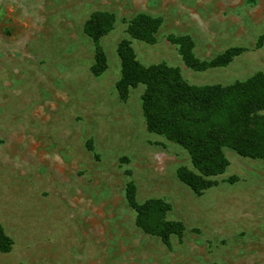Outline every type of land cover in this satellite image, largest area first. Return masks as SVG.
Masks as SVG:
<instances>
[{
	"label": "rangeland",
	"instance_id": "obj_1",
	"mask_svg": "<svg viewBox=\"0 0 264 264\" xmlns=\"http://www.w3.org/2000/svg\"><path fill=\"white\" fill-rule=\"evenodd\" d=\"M96 11L116 16L102 45L109 67L95 75L84 27ZM163 19L153 45L131 39L129 22ZM170 35H189L225 68L193 71ZM264 0H0V224L14 240L0 264H264V160L224 152L217 185L195 194L177 171L188 152L148 130L145 86L123 98L118 47L131 40L144 65L167 62L195 85H231L264 73ZM16 92V95L14 94ZM137 200L163 199L185 225L169 245L136 224Z\"/></svg>",
	"mask_w": 264,
	"mask_h": 264
},
{
	"label": "trees",
	"instance_id": "obj_2",
	"mask_svg": "<svg viewBox=\"0 0 264 264\" xmlns=\"http://www.w3.org/2000/svg\"><path fill=\"white\" fill-rule=\"evenodd\" d=\"M117 22L108 11H96L87 21L84 31L95 47L92 72L103 74L109 67L102 40ZM163 19L146 13L130 22L131 39L153 45L157 42ZM168 40L177 47L185 65L197 72L225 68L243 54V48H230L211 60H201L195 54V42L189 35H170ZM264 43V35L259 45ZM121 78L117 88L123 98L139 85L145 86L142 97L144 118L148 130L182 146L189 154L193 170L178 169L182 182L195 194L215 187L214 177L229 167L224 149L231 148L243 157L264 160V73L259 72L231 85H195L190 83L179 66L167 62L144 65L137 57L131 40L118 47ZM126 200L136 213V224L144 232L158 236L169 245L173 236L182 237L185 225L170 220L171 205L163 199L137 200V185L126 186ZM14 240L0 224V252L9 253Z\"/></svg>",
	"mask_w": 264,
	"mask_h": 264
},
{
	"label": "bare ground",
	"instance_id": "obj_3",
	"mask_svg": "<svg viewBox=\"0 0 264 264\" xmlns=\"http://www.w3.org/2000/svg\"><path fill=\"white\" fill-rule=\"evenodd\" d=\"M14 94L16 95V92Z\"/></svg>",
	"mask_w": 264,
	"mask_h": 264
}]
</instances>
